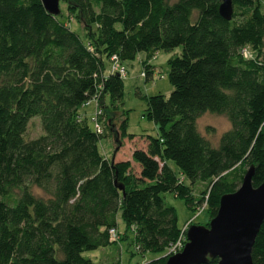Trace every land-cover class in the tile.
Wrapping results in <instances>:
<instances>
[{"label": "trees", "instance_id": "obj_1", "mask_svg": "<svg viewBox=\"0 0 264 264\" xmlns=\"http://www.w3.org/2000/svg\"><path fill=\"white\" fill-rule=\"evenodd\" d=\"M58 1L85 39L39 0H0V264H119L118 218L133 234L131 255H161L182 236L166 194L191 211L204 205L211 220L249 167L252 188L264 179V9L230 0L224 20L220 0ZM175 49L171 92L144 97L156 135L127 160L103 156V132L79 112L105 97L121 103L122 77L104 78L103 61L120 66L143 53L147 82L150 57ZM203 114L228 121L215 146L196 129ZM32 119L41 133L26 138ZM125 129L123 120L121 137L133 140ZM250 259L264 264V220Z\"/></svg>", "mask_w": 264, "mask_h": 264}, {"label": "rangeland", "instance_id": "obj_2", "mask_svg": "<svg viewBox=\"0 0 264 264\" xmlns=\"http://www.w3.org/2000/svg\"><path fill=\"white\" fill-rule=\"evenodd\" d=\"M258 2L261 8L264 9V0H258ZM58 8V20L81 38L85 39L86 33L82 29V25L77 21L76 14L66 11L65 6L60 3L58 4ZM175 53H178V49H175L172 53L159 51L150 57L149 65L153 68V72L152 78L147 82L144 81L141 73V61L145 60V54L139 53L131 62L120 63L119 67H122L125 71L122 77L121 103L112 106L109 99L105 97L101 102L96 101L94 104L91 103L89 106L79 110L80 113H85L87 121L88 119L91 120L93 116V108H97L100 111V115L101 111L103 112L102 116H96V124L100 129V134L103 132L102 138L99 141L100 151L103 156L107 158L113 157V161L127 160L133 150L144 148L143 140L146 136L154 137L156 135V127L145 116L146 104L144 97L154 95L167 97L169 95L171 87L167 78V61ZM243 53L247 57L250 56V52L247 49L243 50ZM110 63L111 62H107L106 60L103 61L104 78L113 72L112 68L115 65H118L114 62ZM123 120L126 122L125 133L134 136V139L131 141L121 137L119 125ZM88 124L91 126L89 121ZM228 128L229 124L224 116L203 114L196 120V129L198 133L212 146L216 145L220 135L227 131ZM40 133L38 121L32 119L28 124L25 137L34 138L40 135ZM134 170L136 169L134 168ZM184 184L188 186L187 180H184ZM199 189L200 188H197V190L193 192L194 195L197 196ZM165 199L175 210L177 226L182 231L181 240L177 243L176 247L170 248L161 255L154 256L153 254H146L141 256L136 254L133 256L130 254L135 250L132 245L133 234L130 230L127 232L124 231V226L118 218V233L113 242L119 264H147L150 260L155 258L164 257L167 259L169 256L173 255V252L176 254L182 249L185 243L184 232L189 226H207L209 220L204 205L197 208L195 211H191L184 205L181 199L174 198L171 194H166ZM101 254L102 251H99L96 256L99 257ZM92 255L94 256V253H85L83 256L93 259Z\"/></svg>", "mask_w": 264, "mask_h": 264}, {"label": "water", "instance_id": "obj_3", "mask_svg": "<svg viewBox=\"0 0 264 264\" xmlns=\"http://www.w3.org/2000/svg\"><path fill=\"white\" fill-rule=\"evenodd\" d=\"M47 14L59 15L58 0H39ZM219 15L228 20L230 0H220ZM254 168L249 167L238 189L222 196L214 218L207 226H189L182 249L169 256L164 264H206L216 258L217 264H252L251 248L264 220V179L252 188Z\"/></svg>", "mask_w": 264, "mask_h": 264}, {"label": "built area", "instance_id": "obj_4", "mask_svg": "<svg viewBox=\"0 0 264 264\" xmlns=\"http://www.w3.org/2000/svg\"><path fill=\"white\" fill-rule=\"evenodd\" d=\"M111 61H114L115 62V60H114V58H111ZM113 70H114V72H116L119 76H121V77H123L124 76V70L121 68V67H119L118 65H115L113 68H112ZM96 101L94 100V101H91V102H88V103H85L84 105H83V108H85V107H87V106H89L91 103H95ZM93 116L91 117V120H90V122L92 123V127H93V130H94V132L96 133V134H100V129H99V127L97 126V124H96V116H100V111L97 109V108H93ZM179 242V241H178ZM177 242V243H178ZM177 243L173 246V247H176V245H177ZM172 247V248H173ZM181 250V249H180ZM175 252H173V254H174Z\"/></svg>", "mask_w": 264, "mask_h": 264}]
</instances>
